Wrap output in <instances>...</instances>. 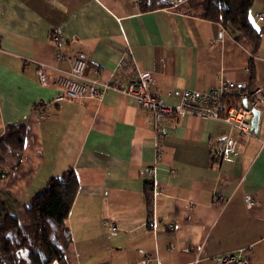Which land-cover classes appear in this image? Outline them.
<instances>
[{
  "label": "crops",
  "instance_id": "obj_1",
  "mask_svg": "<svg viewBox=\"0 0 264 264\" xmlns=\"http://www.w3.org/2000/svg\"><path fill=\"white\" fill-rule=\"evenodd\" d=\"M175 1L143 11L138 0H0V138L9 126L25 127L18 165L10 168L11 154L0 161V216L24 219L32 196L72 168L79 187L66 219L67 264H136L146 254L151 264H209L239 249L249 264H264V105L255 137L215 161L221 137L238 135L222 121L179 113L165 117L157 139L150 112L134 98L109 89L100 99L71 100L55 83L70 69L66 58L78 55L86 77L107 80L128 48L165 104L222 78L264 85V36L254 50L221 23L185 12L191 0ZM260 13L264 0H254L258 27ZM155 140L162 155L153 187L146 168Z\"/></svg>",
  "mask_w": 264,
  "mask_h": 264
},
{
  "label": "built area",
  "instance_id": "obj_2",
  "mask_svg": "<svg viewBox=\"0 0 264 264\" xmlns=\"http://www.w3.org/2000/svg\"><path fill=\"white\" fill-rule=\"evenodd\" d=\"M169 1L173 4L176 2L175 0ZM256 18L258 21H263L264 14H257ZM61 57L66 58L64 55ZM66 59L70 63V69L58 74L55 78V83L59 86L63 98L100 99L107 90L114 89L125 96L134 98L142 108L150 112L151 125L157 139L165 132V117H173L179 113L219 120L237 130L236 137L230 134L222 136L218 146L211 151V158L215 161L221 160L227 152L240 149L247 138L255 137V132L251 129V120L253 110L260 109L264 105V85L245 88L222 78L218 85L206 91L182 89L178 94V103L169 105L154 93L151 88L153 82L151 72L138 66L128 48L121 54L107 80L86 77L84 74L86 61L81 55ZM35 72L39 82L47 85L48 78L44 67L39 65ZM244 100L248 107L244 105ZM41 114L43 115L42 111ZM156 140L154 142V162L146 168V182L153 187L155 186L156 164L162 155L161 145ZM262 141L264 143V140ZM246 202L249 206L253 204L250 196L246 197ZM104 224L110 227L113 225L109 222H104ZM169 228L172 226L170 225ZM199 251V248L196 249L197 255ZM209 260V264H249L242 249L212 256ZM152 261V256L145 255L136 264H151Z\"/></svg>",
  "mask_w": 264,
  "mask_h": 264
},
{
  "label": "trees",
  "instance_id": "obj_3",
  "mask_svg": "<svg viewBox=\"0 0 264 264\" xmlns=\"http://www.w3.org/2000/svg\"><path fill=\"white\" fill-rule=\"evenodd\" d=\"M253 1L191 0L188 6L192 8L184 11H193L203 19L221 23L231 31L235 39L250 40L255 50L264 36V23L258 27L252 21L250 8ZM138 3L143 11L173 5L169 0H138ZM250 71L253 76L252 67ZM249 87L251 86L245 88ZM24 138L23 125L9 126L5 135L0 138V161H4L8 154L16 158L10 164L11 169L20 161ZM78 187L74 170L66 169L61 175L51 177L46 187L32 196L24 206V219L9 212L1 215L0 264H67L65 253L70 234L66 219ZM147 196L150 207L151 197Z\"/></svg>",
  "mask_w": 264,
  "mask_h": 264
},
{
  "label": "water",
  "instance_id": "obj_4",
  "mask_svg": "<svg viewBox=\"0 0 264 264\" xmlns=\"http://www.w3.org/2000/svg\"><path fill=\"white\" fill-rule=\"evenodd\" d=\"M244 105L246 107H248V104L247 102L244 100L243 101ZM260 109H254L253 110V117H252V120H251V129L254 131V132H257L258 130V124H259V119H260Z\"/></svg>",
  "mask_w": 264,
  "mask_h": 264
},
{
  "label": "rangeland",
  "instance_id": "obj_5",
  "mask_svg": "<svg viewBox=\"0 0 264 264\" xmlns=\"http://www.w3.org/2000/svg\"><path fill=\"white\" fill-rule=\"evenodd\" d=\"M146 255H149V256H151L150 254H146Z\"/></svg>",
  "mask_w": 264,
  "mask_h": 264
}]
</instances>
